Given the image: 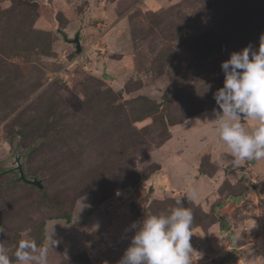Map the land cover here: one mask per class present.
<instances>
[{
    "label": "rangeland",
    "instance_id": "rangeland-1",
    "mask_svg": "<svg viewBox=\"0 0 264 264\" xmlns=\"http://www.w3.org/2000/svg\"><path fill=\"white\" fill-rule=\"evenodd\" d=\"M261 36L264 0H0V171L24 153L43 181L0 174L9 255L52 237L49 264H118L182 198L193 264H264V160L234 165L209 122L221 63Z\"/></svg>",
    "mask_w": 264,
    "mask_h": 264
},
{
    "label": "clouds",
    "instance_id": "clouds-1",
    "mask_svg": "<svg viewBox=\"0 0 264 264\" xmlns=\"http://www.w3.org/2000/svg\"><path fill=\"white\" fill-rule=\"evenodd\" d=\"M221 70L223 86L213 93L215 118L208 120L215 122L216 139L223 142L236 166L264 160V36L258 49L249 44L232 52ZM186 195L198 198L194 187ZM176 205L167 213L143 215L130 224L127 230L133 235L118 264H193V213L184 207L182 198ZM0 234H4L3 227ZM56 243L52 237L40 245L22 238L10 256L0 240V264H49V251Z\"/></svg>",
    "mask_w": 264,
    "mask_h": 264
},
{
    "label": "water",
    "instance_id": "water-1",
    "mask_svg": "<svg viewBox=\"0 0 264 264\" xmlns=\"http://www.w3.org/2000/svg\"><path fill=\"white\" fill-rule=\"evenodd\" d=\"M75 41L78 42V40ZM23 156L24 153L15 152L14 158L9 161L10 167L0 171V174L11 173V172L16 173L17 174L16 181L42 189L43 181L41 178H38L37 176L28 177L25 174L23 165L21 163V159L23 158Z\"/></svg>",
    "mask_w": 264,
    "mask_h": 264
},
{
    "label": "trees",
    "instance_id": "trees-1",
    "mask_svg": "<svg viewBox=\"0 0 264 264\" xmlns=\"http://www.w3.org/2000/svg\"><path fill=\"white\" fill-rule=\"evenodd\" d=\"M62 219H65L67 223H70V216L68 214H64L61 216ZM224 227V223L222 225ZM223 230V229H222Z\"/></svg>",
    "mask_w": 264,
    "mask_h": 264
}]
</instances>
